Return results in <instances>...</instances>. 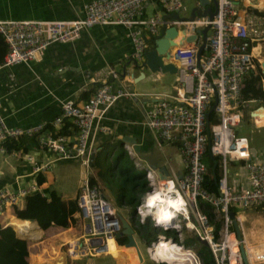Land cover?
Wrapping results in <instances>:
<instances>
[{"label": "built area", "instance_id": "obj_1", "mask_svg": "<svg viewBox=\"0 0 264 264\" xmlns=\"http://www.w3.org/2000/svg\"><path fill=\"white\" fill-rule=\"evenodd\" d=\"M146 1L157 3L162 12L142 17L143 4ZM214 1L215 13L211 18L207 15L186 17L182 0H91L83 4L82 17L77 19H0V38L6 45L0 67L28 64L37 60L50 43L73 40L81 30L96 24L124 26L132 44V65H138L143 61L144 52L153 46L148 39L153 37L154 40L162 26L175 27L177 34L173 38L174 49L169 48L170 59H185L184 65L176 67L179 89L176 88L172 94H150L153 102L145 111V124L159 141L175 143L184 173L177 175L170 172L165 177H160L151 168L134 165L144 171L148 187L144 195L156 190H166L167 182L173 181L184 200V211L177 213L180 219L175 216L167 226L157 225L150 217L153 226L161 230H173L177 235L174 240L159 232L145 246L146 254L156 264L164 261L152 259L149 250L160 238L173 240L191 255L194 264H201L193 250L190 247L184 248L183 240L180 241L176 232L180 226L174 223L179 220L184 222L183 226L194 237L206 243L213 264H242L238 252L240 241L231 230L230 209H264V150L251 157L247 138L234 133V127L239 124L246 104L257 102L242 97L243 80L250 74H259L260 83L264 87L261 69L264 59L259 56L264 54V15L250 9L256 7L246 4V0ZM173 14L177 16L172 17ZM204 26H207L204 44L207 49L203 47L196 62L200 35L197 33L192 41H186L185 38ZM110 73L112 77H116L113 71ZM134 94L127 88L113 91L109 81L101 80L80 105L73 99L63 101L60 105L61 114L53 119L52 126L58 130L62 126L63 118L70 120L76 129L73 143L69 142L66 135H53L41 125L33 129L10 127L0 113V142L8 138L36 135L38 148L62 156L73 152L76 156H81V164L86 170L91 161L90 152H86V142L100 118L101 109L119 96ZM259 106L264 108V102ZM209 112H212V119L208 118ZM241 140L246 141V145L241 146ZM125 149L128 153L132 152L129 144H125ZM207 150L212 156L218 157L217 195L207 191L202 185L206 172L203 155ZM241 152H246L247 155L242 156ZM0 153H7L1 145ZM21 155L23 159L33 163L29 154ZM238 162L245 172L246 182L240 187L230 181V165ZM47 168L48 165L45 164L42 167H33L32 171L38 172ZM35 191L44 193L36 183L10 191L0 189V214L7 205L14 206L24 195ZM76 201L79 207L77 217L81 223L84 222L87 230L84 232L85 236H81L84 245L69 241L66 254L67 250L75 249L80 254L91 250H105L106 241L110 237L116 245L119 244L118 239L124 236L120 233V219L100 187L96 183L89 184L88 177L83 178ZM201 202L209 204L211 212L218 215L220 225L216 232L209 216L201 210ZM138 206L135 213L142 221ZM105 224H110V227H105ZM230 237L234 242L233 249L230 247L232 241L228 240ZM254 258L260 260L263 256L256 254Z\"/></svg>", "mask_w": 264, "mask_h": 264}, {"label": "crops", "instance_id": "obj_2", "mask_svg": "<svg viewBox=\"0 0 264 264\" xmlns=\"http://www.w3.org/2000/svg\"><path fill=\"white\" fill-rule=\"evenodd\" d=\"M89 1L91 0H0V19H77L82 17L83 4ZM188 1L190 2L189 6L185 5L182 0L186 8L184 14L186 17L190 16V11L194 7H197L198 11H203L206 7L212 6V0H207L205 6L199 5L198 0ZM245 3L255 5L256 8L250 9L256 13L264 12V7H257L260 5L258 0H246ZM161 12V7L157 3L146 1L143 4L141 16L148 17ZM131 53L132 44L127 35V29L120 24H96L81 30L73 40L52 42L43 49L37 60L28 64L19 63L0 67V113L10 127L33 129L41 125L44 130H49L53 135H66L69 142L73 143L76 129L72 133L68 129V132L61 134L52 126L53 119L61 114L60 112L55 115L56 110L67 99H73L77 105H80L92 93L96 84L101 80L109 81L113 91L127 88L135 94L119 96L101 109L100 118L88 136L86 152H90V157L95 153L102 157L105 153L104 156L107 160L113 161L114 153L118 148H122L127 152L133 166L138 164L151 168L158 176H166L170 172L182 175L184 167L175 143L159 141L154 132L145 124V111L153 102L150 94H172L178 88L177 74L174 73L173 76L176 82L171 86H165L160 82L164 73L153 72L154 74H152L141 63L132 65ZM259 56L264 59V54ZM170 62L178 67L185 64V59L171 58ZM110 71H113L116 77H112ZM262 74L264 79V73L262 72ZM258 107L259 103L248 107L252 124L256 128L264 126V124L254 125V121H264V118L260 116L251 115L253 111H259ZM47 123H50L49 127H45ZM125 144L132 147L131 153L125 149ZM248 146L251 157L262 151L251 147L249 142ZM25 153L32 157L33 163L23 159L21 153H14V155L0 153V189L10 191L36 183L39 189L45 193L54 191L59 197L57 205L63 209L66 207L67 200L76 196L82 179L89 176L95 177V168L91 165V161L85 170L81 164V156H76L73 152L62 156L34 147ZM45 164L48 165L47 169L38 172L32 171L33 167H42ZM240 164L238 162L230 165V181L236 187L246 184L245 172ZM160 167H163L164 170L161 171ZM38 174L43 176L41 183L36 182ZM96 183L99 184L102 192L103 189H107L111 193L100 180L96 179ZM105 198L117 217L122 218L116 210L114 200L111 197ZM23 204V198H21L15 206L22 208ZM120 206L124 207L123 204ZM12 207L11 205L4 207L0 214L1 225H6L10 217L17 218ZM248 208L255 209L257 207ZM234 210L236 212L239 209ZM236 215L234 217L239 226L240 242L246 254H248L246 248L248 246L252 248V251H249L250 255H247L248 264L251 262L264 264V240L258 242L255 239L261 231L260 220L253 212H237ZM73 217L74 223L66 220L67 227L64 225L50 226L44 230L35 221L27 220L37 226L40 234L37 239H24L36 241L35 244H37V241L53 237L56 241L55 245L58 244V248L60 246L61 249H64L70 240L74 241L85 236L84 232L87 230L84 228V222H79L76 213L73 214ZM80 223L81 228L79 229ZM129 225L132 228V225ZM66 229L72 230L71 235L59 239L57 236ZM132 231L134 238V230L132 229ZM135 251L133 246L121 245L120 247L117 245L115 250L110 253L113 257L129 256L132 261V258L138 259ZM256 254H261L263 258L255 259ZM189 258L191 257L185 256L182 260H193Z\"/></svg>", "mask_w": 264, "mask_h": 264}, {"label": "trees", "instance_id": "obj_3", "mask_svg": "<svg viewBox=\"0 0 264 264\" xmlns=\"http://www.w3.org/2000/svg\"><path fill=\"white\" fill-rule=\"evenodd\" d=\"M261 14L264 15V12ZM148 42L153 43V37H150ZM5 51L6 45L0 38V62ZM241 95L245 99H254L259 102V104L264 102V87L260 83L259 74H250L243 80ZM60 112L61 109L59 107L55 115ZM208 118L212 119V112H209ZM49 124L50 123H47L45 127H49ZM68 129L71 130V133L75 131L74 125L68 119L64 118L62 127L57 131L62 134L68 132ZM0 145L7 153L12 152L18 154L28 152L32 148L38 147L36 135L31 137L19 136L16 138H8L1 141ZM118 150L119 153L113 158V161H108L106 156H104L106 155L105 153H103L102 157H99L97 153L91 157V165L95 168V177H88L89 184L96 183V179L100 180L111 191L118 204L127 205L130 209L132 229L137 232L139 238L145 243V246L152 241L160 231H162L163 235L172 237L176 240L177 235L175 231L161 230L153 226L150 217L143 218L142 221L139 220V217L135 213V209L141 203V198L148 189L147 181L144 177V171L136 169L133 166L127 152L122 148H118ZM124 156L127 157L129 162L124 166H120ZM203 161L206 165V172L203 177L202 185L207 191L217 195L216 183L219 177L218 157L212 156L207 150L203 155ZM42 180L43 176L38 174L36 182L41 183ZM58 199L59 197L54 191L44 192L43 194L35 191L23 196L24 204L22 208H18L15 205L12 207L13 213L17 218H9L7 224L10 226H3L0 224V264H41L40 260H51L56 257V241L53 237H48L45 240L37 241V244L28 246V241L18 236L37 239L40 234L35 224L24 219L35 221L43 230L50 226L64 225L67 227L68 222L66 220L74 223L75 219L73 214L79 210L76 196L68 199L66 207L63 209L57 205ZM200 208L209 216V220L216 232L220 225V219H215V215L211 212L210 205L206 202H201ZM230 210L233 214L235 213L233 208ZM231 230H233L232 225ZM71 231L70 229H66L57 237H59V239H64L71 234ZM160 241L162 242L161 244H168L166 240ZM189 241H193L198 245V248L195 249V254L199 258L201 264H213L212 255L206 245L196 242L197 240L194 236L189 238ZM189 241L185 240L184 244L186 246H191L192 243ZM123 242H125V238L121 237L118 239L119 244ZM168 249H160V255L167 256L161 251ZM162 261L168 263L166 260ZM176 263L177 261L172 262V264Z\"/></svg>", "mask_w": 264, "mask_h": 264}, {"label": "rangeland", "instance_id": "obj_4", "mask_svg": "<svg viewBox=\"0 0 264 264\" xmlns=\"http://www.w3.org/2000/svg\"><path fill=\"white\" fill-rule=\"evenodd\" d=\"M184 4L189 6L190 2L188 0H184ZM185 54L186 53H181V55H185ZM144 69L147 71L146 68H144ZM152 74H154V73H152ZM173 76H174V74L165 72L163 74V77L160 79V82H162L165 86H171V84L176 82L174 80ZM256 104H257V102H249V103L246 104L245 109H244V111H243V113L241 115L239 124L234 127V133H235L236 136H245L248 139L249 145L251 147L259 149V150H264V126H261V127H258V128L254 127L253 124H252V118L249 116V112L250 111H248V109H249L248 107H252V106H254ZM262 114L263 113H261L260 117L264 118V116ZM262 124H264L263 120H257V125H262ZM118 153H119V150H117L114 153V157L116 155H118ZM128 162H129V160L127 159L126 156H124L122 161H121V163H120V166H122V165L124 166ZM82 171H84V170L82 169ZM96 184L99 187V184L98 183H96ZM104 190L105 189H103V192H102V190L100 189V191L103 193V195H105V197H111L112 200H114L117 212L120 214V216L125 221H127L129 224H131V221H130V209L127 207V205L125 204L124 207L120 206L121 204H118L115 201L116 199L113 196V194L111 195V193L107 189L105 191ZM141 201H142V198H141ZM140 206H141V204L138 206L139 215H140V210H139ZM245 211L246 212H253V214H255L258 217V219L260 220L259 228L261 229V231L258 234V236L255 237V239L258 242H260L262 239L264 240V209H262V208L241 209V210H237L234 213V215L237 216L236 215L237 212H245ZM176 216H177V214H176ZM217 217H218V215L216 214L215 215V219H217ZM177 218L180 219V216H177ZM78 220H79V222L81 221L79 218H78ZM85 221H87V219H85ZM174 223L179 224V226H180V228L176 231L177 234H179L180 241H182V240H183V242L185 240L189 241V238L193 237L194 234L191 231H189L186 227L183 226V224H184L183 221L179 220V221H175ZM78 228L79 229L81 228V223L78 226ZM53 229H55V228H53ZM160 232L162 233V231H160ZM134 238L136 240L137 247L140 250L141 256L143 258V261H142L141 264H156L145 253V250H144L145 243L139 238V236H138L136 231H134ZM26 240L28 241V246L29 245H33L36 242V241L33 242L32 240H28V239H26ZM70 241H72V240H70ZM159 242H161V241H159ZM189 242H191L192 245L191 246H186L185 245L184 248L190 247L193 250V252L195 253V249L198 248V245L195 242H193V241H189ZM196 242H198V241H196ZM122 244H117V245L121 246ZM57 246H58V244L55 245V247H56V256L60 252L63 251L64 255H65V261H66L67 264H140L139 259H133L132 258V261H131L129 256L121 255V256H118V257H113L111 253H108V254L100 256V257L97 256V255H92V254H90L89 256H85L86 252L84 254H80L81 252L80 253L76 252V249H75V250H67V254H66V249L68 248L67 244L65 246L66 248L64 247V249H61L60 246L58 248ZM251 249L252 248L250 246H248L246 248L247 253H248V254H246V256L250 255L249 251H252ZM91 252H93V251L91 250ZM161 252L163 254L167 255V256L176 255V256L179 257L180 260H182V257L184 256V253H182L181 251L177 252L176 249H172L170 251L163 250ZM188 257H189V255H188ZM102 258H104V259H102ZM250 258H252V257H250ZM189 259H192V258H189ZM40 262L42 264L46 263L45 260H42V261L40 260ZM160 263L167 264L165 262H160ZM160 263H157V264H160ZM250 264H254V263L251 262Z\"/></svg>", "mask_w": 264, "mask_h": 264}, {"label": "water", "instance_id": "obj_5", "mask_svg": "<svg viewBox=\"0 0 264 264\" xmlns=\"http://www.w3.org/2000/svg\"><path fill=\"white\" fill-rule=\"evenodd\" d=\"M199 5L201 6H205L207 4V0H198ZM190 16L188 18H192L194 15L197 16H204L207 15L208 18H211L212 15L215 13V1L212 0V6H208L206 7L203 11H198L197 7H194L191 11H190ZM176 14H173L172 17H176ZM206 30H207V26H204L202 29H196L195 33L192 35L187 36L185 39L186 41H192L196 38L197 33L200 35V40L201 42L199 43L198 47H197V51H196V62H198L199 60V56L203 50L204 44H205V37H206ZM177 32L174 26H169L164 28L163 26L160 28L159 30V34L155 37V39L153 40V46L150 49H147L144 52L143 55V61L141 62V65L147 67V69L150 72H159V73H171L174 74L176 73V67L170 62V52H169V48H171L172 46H174V41L173 38L176 36ZM205 49H207V46L204 47ZM169 60V61H168ZM261 69L262 72L264 73V61L261 63ZM214 104H212L211 107H213ZM258 110H255L251 113L252 116H260L261 113H263L262 115L264 116V108L262 106L258 107ZM254 125L257 126V121H254ZM161 171H163V167H160ZM229 215L231 217L232 220V229H233V234L234 237L241 241V237H240V231H239V226L237 224V221L234 217V214L230 211ZM120 219V224H121V231L120 233L124 235L125 238V242L122 244L123 246H133L136 249V255L137 258L139 259V262L143 261V258L139 252V249L136 245V242L132 236V228L131 226L122 218ZM28 221H32L30 219H26ZM4 226H10L8 224L4 225ZM16 234V232H15ZM17 235V234H16ZM18 236V235H17ZM20 238L21 236H18ZM195 239L206 245L205 242L199 240L198 237H195ZM238 252L240 255V259H241V263L242 264H248V260H247V256H246V252L245 249L243 247V245L241 243L238 244Z\"/></svg>", "mask_w": 264, "mask_h": 264}, {"label": "clouds", "instance_id": "obj_6", "mask_svg": "<svg viewBox=\"0 0 264 264\" xmlns=\"http://www.w3.org/2000/svg\"><path fill=\"white\" fill-rule=\"evenodd\" d=\"M240 145H246V141L241 140ZM240 155L246 156L247 153L241 152ZM139 210L142 218L152 217L157 225L167 226L168 222L177 213L184 211V200L176 189L175 183L168 181L166 190H156L146 193ZM159 247L176 248L175 245L165 244H161ZM176 251L178 252L179 249H176ZM153 259L166 260L168 264H172L173 261H177V264H182L178 256H161L159 251L154 254Z\"/></svg>", "mask_w": 264, "mask_h": 264}, {"label": "bare ground", "instance_id": "obj_7", "mask_svg": "<svg viewBox=\"0 0 264 264\" xmlns=\"http://www.w3.org/2000/svg\"><path fill=\"white\" fill-rule=\"evenodd\" d=\"M258 2H260V5H257V7H264V2H263V0H258ZM171 49L173 50L174 49V47H171ZM173 62V61H172ZM160 177H165V176H160ZM27 221V220H26ZM171 222V221H170ZM169 223V222H168ZM105 227H110V224H105L104 225ZM69 237V236H68ZM160 240H163L162 238H160L158 241H156L154 244H153V246L150 248V250H149V256L153 259V256H154V254L157 252V251H159L160 249H168V247H165V248H161V247H159L160 245H161V243L162 242H159ZM228 240L229 241H232L231 243H230V247L233 249L234 248V242H233V240L232 239H230V238H228ZM75 241V243H76V245L77 244H82V245H84V240L80 237V238H78V239H75L74 240ZM110 242V243H109ZM168 242V244L167 245H175L176 246V248L175 249H179V251H181L182 253H184V256H190L191 257V255L190 254H188L187 252H185L182 248H181V246L180 245H178V244H176L173 240H170V241H167ZM116 244H115V242H114V240H113V238H108L107 239V241H106V247H105V250H99V252H91V251H86V253H85V256H89L90 254H92V255H97V256H103V255H106V254H108V253H110V251H111V253L115 250V248H116ZM114 247V248H113ZM173 248H169L168 250H165V251H170V250H172ZM76 252H78V251H76ZM160 253V252H159ZM183 256V257H184ZM182 257V258H183ZM192 258V257H191ZM156 261H162L161 259H155ZM187 260V259H186ZM181 262H182V264H184V263H193V260L192 261H182V260H180ZM176 262V261H175ZM43 264H67L66 263V261H65V255H64V252L62 251V252H60L55 258H53V259H51V260H49V261H47L46 263H43ZM177 264V263H176Z\"/></svg>", "mask_w": 264, "mask_h": 264}, {"label": "flooded vegetation", "instance_id": "obj_8", "mask_svg": "<svg viewBox=\"0 0 264 264\" xmlns=\"http://www.w3.org/2000/svg\"><path fill=\"white\" fill-rule=\"evenodd\" d=\"M93 242V241H92Z\"/></svg>", "mask_w": 264, "mask_h": 264}]
</instances>
